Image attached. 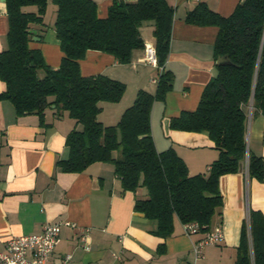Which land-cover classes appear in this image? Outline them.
<instances>
[{"label": "trees", "instance_id": "1", "mask_svg": "<svg viewBox=\"0 0 264 264\" xmlns=\"http://www.w3.org/2000/svg\"><path fill=\"white\" fill-rule=\"evenodd\" d=\"M53 2L55 30L64 53L57 69L46 63L41 50L29 45L32 24L47 31L49 0H6L8 48L0 52V79L7 88L0 100L13 103L18 115H38L44 126L47 109L54 107L57 116L69 113L83 129L69 134L70 156L58 166L80 173L96 162L113 164L123 191L139 194L135 210L157 220L164 238L173 232L176 217L207 226L204 233L211 230L223 213L222 176L241 171L249 157V175L264 180V159L249 153L247 143L251 108L264 115V0H244L228 17L205 2L187 14L188 23L219 28L215 60L221 56L231 60L216 64L217 75L205 87L198 108L171 120L176 130L207 131L220 152L208 174L194 176L173 148L158 151L152 134L153 105L172 90V72L163 70L156 94L139 91L119 123L107 126L98 119L100 104L120 102L127 85L103 74L84 76L80 68L90 50L109 53L121 64L131 63L134 52L145 49L141 27L149 21L155 27L159 67L164 68L171 49L174 6L168 0H115L108 16L101 18L94 0ZM29 7L38 11L29 12ZM142 189L147 191L145 197L139 193ZM253 262L264 264V215L251 211L237 264Z\"/></svg>", "mask_w": 264, "mask_h": 264}, {"label": "crops", "instance_id": "2", "mask_svg": "<svg viewBox=\"0 0 264 264\" xmlns=\"http://www.w3.org/2000/svg\"><path fill=\"white\" fill-rule=\"evenodd\" d=\"M98 14L106 18L115 0H94ZM136 2L138 0H124ZM244 0H168L175 8L171 49L164 68L144 64V50H136L129 64H121L113 55L96 50L80 61L84 76L106 75L127 85L118 103L102 102L98 119L107 126L119 123L139 91L156 94L163 70L174 75L173 88L165 100H157L152 109V134L158 151L173 148L186 162L190 175L208 174L220 152L209 133L171 128V120L185 111H195L203 91L217 75L215 43L219 28L188 23L187 14L205 2L211 10L230 16ZM37 12V7L27 8ZM57 6L49 0L45 15L47 31L32 24V49L42 51L46 63L60 67L64 53L55 30ZM154 23L145 22L141 36L156 45ZM9 21L6 1L0 0V52L8 48ZM153 36V38H152ZM152 38V39H151ZM0 79V94L6 91ZM255 111V112H254ZM248 151L264 159V115L249 113ZM46 123L36 114L18 115L8 100H0V253L14 236L39 233L49 223L70 221L64 226L61 241L51 256L58 264L67 254L69 264H237L242 254L243 227L251 211L264 215V180L249 175L247 157L241 171L221 177L224 207L211 228L220 225L225 240L207 246L196 260L194 246L204 236L186 233L176 217L174 230L164 238L159 222L135 210L138 193L123 191L121 180L110 163L96 162L80 173L63 171L58 162L70 156L67 137L83 125L69 113L46 110ZM145 197L147 191L140 190Z\"/></svg>", "mask_w": 264, "mask_h": 264}, {"label": "built area", "instance_id": "3", "mask_svg": "<svg viewBox=\"0 0 264 264\" xmlns=\"http://www.w3.org/2000/svg\"><path fill=\"white\" fill-rule=\"evenodd\" d=\"M140 62L159 67L156 45L149 42L145 43L144 56ZM153 82L158 84L159 78L154 79ZM248 163L249 160H247V170ZM64 226L75 227L76 224L70 221L49 223L39 233L10 238L6 242V250L0 253V264H50L51 256L61 241V231ZM183 226L189 235L199 234L203 232L202 229L207 228L199 222L183 223ZM248 235L250 236V227ZM224 240L225 233L220 225L206 231L203 238L194 246L196 260L202 257L203 250L207 246L217 245ZM71 260L72 255L67 254L60 259L58 264H69Z\"/></svg>", "mask_w": 264, "mask_h": 264}, {"label": "water", "instance_id": "4", "mask_svg": "<svg viewBox=\"0 0 264 264\" xmlns=\"http://www.w3.org/2000/svg\"><path fill=\"white\" fill-rule=\"evenodd\" d=\"M3 1H6V0H3ZM217 63L218 64H229L231 63V60L228 56H221L218 58Z\"/></svg>", "mask_w": 264, "mask_h": 264}, {"label": "rangeland", "instance_id": "5", "mask_svg": "<svg viewBox=\"0 0 264 264\" xmlns=\"http://www.w3.org/2000/svg\"><path fill=\"white\" fill-rule=\"evenodd\" d=\"M152 38H153V36H152ZM152 38H151V39H152Z\"/></svg>", "mask_w": 264, "mask_h": 264}]
</instances>
